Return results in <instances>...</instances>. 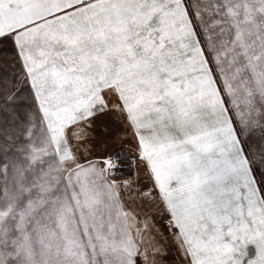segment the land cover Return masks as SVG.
<instances>
[{
  "label": "snow or ice",
  "instance_id": "obj_1",
  "mask_svg": "<svg viewBox=\"0 0 264 264\" xmlns=\"http://www.w3.org/2000/svg\"><path fill=\"white\" fill-rule=\"evenodd\" d=\"M0 264H264V0H0Z\"/></svg>",
  "mask_w": 264,
  "mask_h": 264
}]
</instances>
